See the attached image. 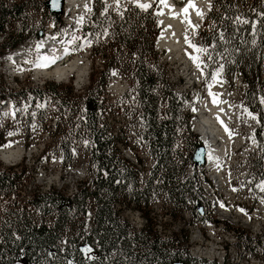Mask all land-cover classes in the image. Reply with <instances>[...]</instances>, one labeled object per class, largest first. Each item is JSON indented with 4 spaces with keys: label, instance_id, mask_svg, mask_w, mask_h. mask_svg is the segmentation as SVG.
Here are the masks:
<instances>
[{
    "label": "trees",
    "instance_id": "1",
    "mask_svg": "<svg viewBox=\"0 0 264 264\" xmlns=\"http://www.w3.org/2000/svg\"><path fill=\"white\" fill-rule=\"evenodd\" d=\"M6 3L0 0V33L23 10L21 1ZM94 4L80 34L93 33L91 54L102 62L99 66L92 63L90 79L82 89L53 80L8 92L0 85V97L16 101L32 103L48 96L60 110L53 132L89 140L83 156L90 164L87 176L70 194L54 186L46 191L32 189L29 197L16 193L0 215V264H216L190 255L180 245L187 236L163 238L149 214L150 201L161 194L178 209L190 208L191 201L204 204L196 175L186 173L189 164L196 167L192 154L200 139L193 131L192 115L182 110L188 95L172 90L155 48L161 29L153 5L144 10L134 4L121 9L98 0ZM205 18L207 34L201 38L209 45L205 80L219 68L226 77L239 74L246 82L244 97L259 118L254 136L264 152V0H212ZM21 32L11 30L13 35L5 43L15 46L22 39ZM79 42L80 38L73 46ZM4 52L0 46V53ZM112 69L128 80L116 102L139 118L142 150L154 157L144 179L143 158H138V165L123 156L103 119ZM75 156L68 147L63 149L64 161ZM25 170L22 164L5 166L0 160V196L21 189ZM258 177L264 181V168ZM121 204L139 209L146 219L144 226L132 228L120 216ZM37 206L51 221L37 220ZM87 210L91 215L86 231ZM227 228L235 229L228 224ZM239 235L243 240L247 237Z\"/></svg>",
    "mask_w": 264,
    "mask_h": 264
},
{
    "label": "rangeland",
    "instance_id": "2",
    "mask_svg": "<svg viewBox=\"0 0 264 264\" xmlns=\"http://www.w3.org/2000/svg\"><path fill=\"white\" fill-rule=\"evenodd\" d=\"M4 1L8 5L16 1L23 3L21 14L9 19L8 27L0 33V46L5 51L3 54L0 53V85L5 92L17 90L22 85L41 86L48 80L72 84L76 89H82L90 79L92 63L99 66L102 62L101 57H93L91 54L93 33L90 32L85 36L80 34L81 25L91 14L92 5H95L97 0H92L82 22L66 21L67 9H64L62 16L54 22V30H58L57 45L65 47V41L70 40L68 54L60 63L63 65L75 62L73 72L61 80L51 74L36 75L33 70L26 68L18 71L8 69L9 56L19 47H27L41 36L36 32H26V29L38 30L39 26L43 25L42 33H44L48 25L50 28L52 22L49 20L53 16L42 15L47 9L46 5L42 9V0ZM98 1L118 9L127 4L139 5L132 0H118V4L117 0ZM174 1L178 5H183L187 0ZM151 4L159 20V0L152 1ZM205 16L198 24L196 32L186 42L182 58L174 57L167 49L157 46V39L155 48L158 50L160 61L164 64L165 76L172 90L178 95H188L183 100L182 110L192 115L191 124L194 132H197L196 124L200 119L199 105L207 102L211 95L223 98L231 106L234 121L229 125V132L235 133L237 142L228 151V159L231 158L232 164L229 172L225 174L227 187L224 190L215 183L211 177V171L206 166V158L204 164L195 168L189 164L186 168L188 175H196V182L200 186L199 193L204 199V204L191 201L190 208L178 209L165 194H161L154 196L150 201L149 214L156 223L154 228L163 238L182 240L187 236L180 245L186 247L190 255L215 260L216 264L221 261L224 264L227 262L228 264H264V210L257 213L260 206L264 207V191L260 187L264 181L258 177L261 169L264 168V152L254 136L259 118L257 112L247 105L248 101L243 93L247 84L239 74L229 78L217 68L212 72L211 77L205 80L206 52L197 51L198 48L207 50L209 47L201 39L207 34L204 31L207 25ZM160 29H162L161 25ZM11 30L17 34L24 30L23 33H25L22 35L21 32L22 40L18 42V47L15 46L17 48L14 47L12 53L10 52L13 48L5 43L13 35L10 34ZM78 38L80 42L73 46ZM193 57L198 59L194 60ZM185 73L189 74L191 79L187 78ZM113 80H116L115 88L109 86ZM127 87L128 80L112 69L107 81L108 93L103 119L108 124L115 144L123 156L138 165H140L138 158H143L141 179H144L148 174V168L154 163V157L142 150L139 133L142 130V124L139 118L126 113L116 102ZM258 97L261 96L258 94ZM7 99L9 101H6ZM8 102L9 107L0 114V138L2 139L0 147L10 144L12 150L7 159L0 158V160L5 166L16 165L19 168L22 164L26 168L21 184L22 195L27 196L32 189L36 188L46 191L50 186L70 194L87 176L90 164L83 156V152L89 140L73 138L63 132H53L52 126L60 115V110L58 105L49 101L48 96L36 99L32 103L23 99L16 101L10 96L0 97V108L5 107ZM66 147L71 154H76L74 159L68 161L62 159L63 149ZM43 148L46 149L43 150ZM258 155L260 157L257 161ZM211 185L218 190L216 194L212 193ZM5 201L6 199L0 200L1 207L6 206ZM121 205V207L117 205L120 207V216L128 220L132 228L138 230L144 226L146 219L139 209L132 205ZM227 224L234 226L235 229H228ZM132 228H129L130 231ZM239 234L247 237L243 240ZM247 234H250L251 239ZM210 247L216 248V252L220 255L209 257L196 253L197 248Z\"/></svg>",
    "mask_w": 264,
    "mask_h": 264
},
{
    "label": "bare ground",
    "instance_id": "3",
    "mask_svg": "<svg viewBox=\"0 0 264 264\" xmlns=\"http://www.w3.org/2000/svg\"><path fill=\"white\" fill-rule=\"evenodd\" d=\"M132 1L136 4H149L156 0ZM91 2L92 0H65V9H67L65 20L79 23L84 19L85 12L90 7ZM211 3L212 0H187L183 5H178L174 0H164V2L159 0L158 15L162 29L156 45L167 49L174 57L182 58L186 42L196 32L198 24L201 23L200 21L210 9ZM189 5L193 6L189 7ZM185 8H187V12L184 11ZM66 49V46H58L56 42H52V39L46 36L40 40H35L27 47L16 49L14 54L9 56L7 66L12 71L26 68L33 70L36 75L51 74L61 80L73 72L75 68V62L63 65L60 63L68 54ZM45 57L48 59L45 60ZM185 75L191 79L189 74L185 73ZM109 86L115 88L116 80L110 82ZM9 104L8 102L5 107L0 108V114L6 107H9ZM199 116L196 129L200 132L201 139L207 149L206 166L211 171V177L215 183L225 190L227 187L225 186V174L229 172L232 164L231 158L228 159V151L237 142L235 133L229 132V125L234 121V112L223 98L213 94L207 102H202L199 105ZM11 150L10 144L1 146L0 158L7 159L11 155ZM214 188V185L210 186L212 193L216 194L218 190ZM258 209L257 213H261L264 210L263 205ZM215 249L214 247L197 248L196 253L200 256L217 257L220 254Z\"/></svg>",
    "mask_w": 264,
    "mask_h": 264
},
{
    "label": "water",
    "instance_id": "4",
    "mask_svg": "<svg viewBox=\"0 0 264 264\" xmlns=\"http://www.w3.org/2000/svg\"><path fill=\"white\" fill-rule=\"evenodd\" d=\"M64 0H46V5L49 7V9L54 13H61L62 12V6H63ZM209 11V9H208ZM157 22L160 24L158 18ZM41 34V32H39ZM199 139L201 137L199 136ZM206 146L203 141L199 142L197 146L195 147V150L192 154V161L195 166H199L205 163L206 159ZM173 264H181L180 262H175Z\"/></svg>",
    "mask_w": 264,
    "mask_h": 264
},
{
    "label": "built area",
    "instance_id": "5",
    "mask_svg": "<svg viewBox=\"0 0 264 264\" xmlns=\"http://www.w3.org/2000/svg\"><path fill=\"white\" fill-rule=\"evenodd\" d=\"M5 27L7 28V25H6ZM28 31H29V29L27 28V29H26V32H28ZM2 32H3V31H2ZM23 34H25V33H23ZM3 37H4V36H3ZM1 38H2V37H1ZM17 192H20L21 195H22L23 189H22V188H21V189H17L16 191L10 193L8 196H4V197L0 196V200L6 199L5 203L7 204V201H8L9 199H13V198L16 196V193H17ZM28 193H30V192L28 191ZM26 197H29V194H27ZM7 208H8L7 205L4 206V207H1V206H0V215H1V214L3 215L4 211H5ZM34 209H35V215H36V218H37L38 221H41V220H45V221H47V222L51 221V217L44 215L43 212H42V210L40 209V207L37 206V207L34 208ZM90 215H91V213L87 210V211H86V217H85V225H84V229H88L89 222H90ZM121 217H122V216H121ZM122 218H123V217H122Z\"/></svg>",
    "mask_w": 264,
    "mask_h": 264
},
{
    "label": "snow or ice",
    "instance_id": "6",
    "mask_svg": "<svg viewBox=\"0 0 264 264\" xmlns=\"http://www.w3.org/2000/svg\"><path fill=\"white\" fill-rule=\"evenodd\" d=\"M162 2H164V0H162ZM117 4H118V0H117ZM138 6H139L140 8H142V9H144V10H147L151 5H149V4H139ZM192 6H193V5H189V7H192ZM89 10H90V9H89ZM184 11L187 12V8H185ZM244 22L247 23V21H244ZM197 51H198V52H206L207 50H206V49H202V48H198ZM44 59L47 60L48 58L45 57ZM193 59H194V60H197L198 57H193ZM41 66H43V65H41ZM198 66H199V65H198ZM262 102H264V101H262ZM250 115H251V114H250ZM252 118L255 119V117H252ZM10 134H11V133H10ZM260 187H261V190L264 191V184L260 185Z\"/></svg>",
    "mask_w": 264,
    "mask_h": 264
},
{
    "label": "flooded vegetation",
    "instance_id": "7",
    "mask_svg": "<svg viewBox=\"0 0 264 264\" xmlns=\"http://www.w3.org/2000/svg\"><path fill=\"white\" fill-rule=\"evenodd\" d=\"M16 2H19V1H16ZM42 4H43V6H42V9H43V7H44V5H45V0H42ZM45 9H46V7H45ZM42 15H44L45 17H48V16H50L51 15V13L48 11V9H46V10H44V13H42ZM60 16V14H54V18L56 19L57 18V16ZM42 26V25H41Z\"/></svg>",
    "mask_w": 264,
    "mask_h": 264
}]
</instances>
